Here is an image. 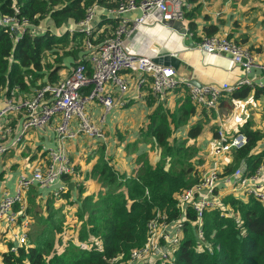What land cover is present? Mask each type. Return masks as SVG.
Wrapping results in <instances>:
<instances>
[{
	"label": "trees",
	"instance_id": "16d2710c",
	"mask_svg": "<svg viewBox=\"0 0 264 264\" xmlns=\"http://www.w3.org/2000/svg\"><path fill=\"white\" fill-rule=\"evenodd\" d=\"M116 2L0 0L1 13L15 14L19 22L28 21L17 40L5 27H0V98L15 85L29 92L32 84L39 86L38 81L41 84L53 82L58 77V69L78 62L88 36L76 29L60 32L59 28L68 20L80 21L94 3L113 7ZM187 12L186 15L191 13ZM104 16L102 14L103 18L89 36L96 35L94 43L111 34L119 23L118 18ZM46 19L57 31L44 27V31L35 32L33 27ZM189 26L194 30L193 21ZM203 28L206 34H213L217 25L209 23ZM59 44H63V52L54 49ZM46 52L57 59L43 62ZM183 90L172 107L165 98L160 100L147 90L146 101L152 109L135 139L126 142L124 148L136 152L139 143H147L148 151H137L133 158L136 166L130 176L115 168L105 144L97 141L91 153L95 156L94 162L84 176L94 177L100 189L95 194L84 193V183L78 181L77 198L68 200L75 208L73 220H67L62 208L51 202L52 198H60L62 192L50 194L43 210H39L41 191L32 186L28 200L37 216V227L31 229L28 242L15 251L0 249V264H125L131 250L143 244L146 224L155 207L168 218L179 217L178 194L201 176L200 147L194 141L212 114L211 108L190 99L186 87ZM251 90V86L243 85L229 95L242 99ZM253 94H264V87H256ZM208 129L215 138L216 125L210 124ZM238 131L245 133L248 141L232 151V162L226 164L224 174L230 173L244 157L251 171L264 155V149L255 150L264 138L263 130L252 129L244 122ZM117 133L119 137L124 135L118 130ZM151 151L158 152L156 159L149 155ZM223 203L225 207L205 211L200 236L192 224L196 214L186 207L188 215L183 221V234L170 246L169 258L152 257L148 263L141 264H264V201L250 194L231 192L223 195ZM27 211H32L30 205Z\"/></svg>",
	"mask_w": 264,
	"mask_h": 264
},
{
	"label": "built area",
	"instance_id": "2783aa9c",
	"mask_svg": "<svg viewBox=\"0 0 264 264\" xmlns=\"http://www.w3.org/2000/svg\"><path fill=\"white\" fill-rule=\"evenodd\" d=\"M190 7L189 0H117L113 7L94 3L86 9L84 18L72 25L62 26V31L78 30L88 38L80 60L74 65L64 66L62 73L53 82L46 81L33 88L31 93L24 92L15 85L0 98V134L7 138V146L0 141V154L6 147L14 148L22 143L30 131L49 128L56 142L44 147L36 163L30 165L27 173L18 174L13 191L5 192L0 198V231L4 233L6 248L15 251L21 244L28 242L32 229V219L27 211L28 190L36 186L42 190L52 189L58 195L65 188L59 183L64 175L75 173L74 163L67 153V143L83 135L107 144L105 122L107 114L113 109L128 104L125 94L128 92V73L137 71L133 98H141L148 88L158 99H164L177 87H186L191 100L206 107H215L218 98L239 89L243 85L264 87V60L259 61L249 48L235 39L219 33L203 34L196 42L199 53L212 52L227 54L233 63L240 65L245 72L258 69V78L245 75L231 83L227 80L193 84L180 76L171 65L158 64L153 56L134 53L126 46V40L140 28L147 17L163 23L168 19L183 21L185 11ZM139 9L133 18L126 12ZM104 17L119 19L111 34L94 43L96 35L89 38L95 26ZM96 20L95 24H92ZM28 21L19 22L15 14L0 12V27H5L10 36L17 40L25 30ZM35 32L44 31V27H33ZM45 80V78H42ZM41 79V82H42ZM149 86V87H148ZM146 87H148L146 89ZM29 94V95H26ZM91 105L100 107L98 116L91 117L88 111ZM8 112L19 115V128L5 125ZM216 156L200 176V179L183 189L177 197L176 207L179 217L168 218L158 207L146 224V238L142 245L134 247L125 264L148 263L150 258H169L170 246L180 240L183 234V221L187 219L186 207L196 214L192 221L197 236L202 232V217L206 210L225 207L223 195L226 193H245L264 201V155L251 170L246 158H241L230 173L224 174V161L233 150L248 141L241 131L228 132L222 126L216 129ZM223 166V168H222ZM6 243V242H5ZM211 251L212 248L209 247ZM128 261L130 263H128Z\"/></svg>",
	"mask_w": 264,
	"mask_h": 264
},
{
	"label": "crops",
	"instance_id": "0c3cea01",
	"mask_svg": "<svg viewBox=\"0 0 264 264\" xmlns=\"http://www.w3.org/2000/svg\"><path fill=\"white\" fill-rule=\"evenodd\" d=\"M202 1L203 0H189L190 7L185 12L188 11L191 13L188 15L185 14L182 21L184 27H186V32L182 33L164 23L157 22L154 17L150 16L147 17L144 24L140 26L143 32L136 31L126 40V46L134 53H143L153 57L162 51H170L181 59L180 65L178 68H175L179 75L186 77L193 84H195L194 82L200 84L220 82L224 79L233 83L245 75L252 76L256 80V78H258V69L254 68L247 73L240 65L233 63L227 54L212 52L201 54L195 48V42L205 33L203 28L204 25L212 23L217 25L216 33L231 37L247 46L257 60L263 61L264 0H222L221 3L223 5L220 6L218 11L209 13L205 10L203 14H200L197 12L196 6ZM204 2L207 3L209 1L204 0ZM233 7H235V10L232 9ZM139 12V9L131 10L126 12V16L133 18ZM211 15H213L214 18H212ZM192 21L195 24L194 30L189 28L190 22ZM65 70L67 71V69L63 67L58 69L59 76L66 72ZM122 74H128L129 76L130 88L125 94V97H127L129 101L126 106L113 109L111 111V113H113H110L107 117L105 122L107 144H104L105 151L111 156L115 168L126 176H130L136 166L135 160L133 159L134 156L137 151L146 150L148 144L139 143L136 152H128L124 147L126 142L135 139L139 128L145 125L148 112L152 109V106L148 105L146 101L147 90L141 98H133L135 81L139 73L137 71H132L130 73L122 71ZM262 80L264 82V77H262ZM148 87H146V89ZM29 89L30 92L33 90V87L29 86ZM183 89L184 87L176 88L165 96L164 100H167L170 107L175 104V99H178V97L184 93ZM255 89L256 87L254 86L249 95L242 99L233 98L229 93H225L218 98L215 107H207L211 108L209 111H212V114L211 117H208L209 120L206 122L205 128L197 138H203L205 144L208 142L203 154L209 152L211 158H209V162L205 168L213 163L216 156V146L213 151L208 145L212 139L211 133L210 135L206 133L210 124H215L216 128L222 126L225 130L232 133L238 131L244 122H248L252 129L256 128L264 131V94L255 96L253 94ZM23 91L26 92V90ZM248 101L252 102L255 108L254 112L250 114H247V109L245 110L246 104H244ZM99 110L100 107L91 105L88 111L91 113V117L95 118L98 116ZM7 124L11 128H19V115L17 113L8 112L5 125ZM117 130L124 133L123 137H119ZM10 136L12 135L9 134L7 138H4L0 134V141L7 146ZM84 138L83 135H79V137L71 139L67 143L68 156L74 163V167L77 166V171L72 175H68L67 177H64L66 176L64 175L62 177L59 183L64 184L65 188L60 198L51 199L52 204L54 206H60L65 214L66 210L63 209V207L70 205L68 204V200L76 199L78 195V189H76V193L75 191L73 192L70 186H68V181H79L81 177L79 174L80 172H83L82 177H84V173L91 168L95 159L94 154L91 153L95 151L98 145L97 140L91 139L92 143L89 147L84 148L81 152L77 148H75L77 149L76 151L72 150L71 146L73 142L76 144V147H81V141L84 140ZM261 141L259 147L255 148L256 151L264 149V138ZM55 142L54 133L49 128H46L30 131L22 143L14 148L6 147V150L0 154V198L5 192L13 191L17 175L21 172L27 173L30 165L38 161L39 155L43 153L44 147L51 146ZM8 157L11 158V162L7 161ZM22 157H24L25 163L22 165L23 167L19 169V160ZM232 158V153H230L223 165L226 166V164L232 162ZM97 184L98 188L96 190L92 188L90 191L85 190L84 193L98 191L100 189V184L98 182ZM38 189L41 191V193L38 194L39 205L43 204L45 206V201L50 198V194H53V190ZM67 191H69V196L67 195ZM28 205L31 206L29 200ZM69 220H73V217L69 218ZM2 233L3 232L0 231L1 250L6 247Z\"/></svg>",
	"mask_w": 264,
	"mask_h": 264
},
{
	"label": "rangeland",
	"instance_id": "374dc122",
	"mask_svg": "<svg viewBox=\"0 0 264 264\" xmlns=\"http://www.w3.org/2000/svg\"><path fill=\"white\" fill-rule=\"evenodd\" d=\"M207 1H209V2H204V0L201 2V3H199L197 6H196V10H197V12L198 13H200V14H203L204 12H205V10H207V12H209V13H214V12H216V11H218V9L220 8V6H222L223 4L221 3V1L222 0H207ZM226 2V1H225ZM233 10H235V7H233L232 8ZM211 17L212 18H214V16L213 15H211ZM43 23H41L40 25H41V27H48V28H50V30H52V31H57L56 30V28H54L53 26H51V22L50 21H47V19L46 20H43L42 21ZM66 23V22H65ZM96 23V20L92 23V24H95ZM73 24V22L71 21V20H68L67 21V23L65 24V26H68V25H72ZM50 26V27H49ZM58 31H62V27L61 28H59V30ZM73 48V47H72ZM54 49H57L59 52H63L64 51V49H63V44H59L58 46H56V47H54ZM65 50H67V48L65 47ZM55 57H56V54H55ZM54 58V55H51V53L50 52H46V54H45V56H44V58H43V62H51V60L50 59H53ZM54 59H57V58H54ZM31 74V76H32V73H30ZM58 77H59V74H58ZM33 85V86H32ZM31 86L33 87V88H35L36 87V85L35 84H32ZM27 92V91H26ZM28 93H31V92H28ZM244 104H246V106H245V110L247 109V114H250L251 112H254V110H255V108H254V105L252 104V102H246V103H244ZM114 111H117V110H114ZM110 113L111 112H109L108 114H107V117L110 115ZM113 113V112H112ZM111 113V114H112ZM206 133H207V135H210V131H209V129H207L206 130ZM85 137V136H84ZM214 139L215 138H212L210 141V143L208 144L209 145V148L210 149H212L213 151H214V149H215V146H216V142L214 141ZM92 143V140H91V138H88V137H85L84 138V140H82L81 141V147L80 146H77L76 147V144L73 142V145L71 146V148H72V150H74V151H76L77 149L78 150H80V152L81 151H83V149L84 148H88L89 147V145ZM197 143V147H200V146H202V147H200V153L201 154H199V156L198 157H200L201 159H202V162L200 163V165H199V168H200V170H199V172L201 173V175L203 174V172L205 171V169L207 168H205V166L208 164V162H209V158H211V155L209 154V152L208 153H205V154H203V152H204V150L206 149V147H207V143L205 144L204 143V141H203V138H199V139H197L196 141H194V144H196ZM75 148H77V149H75ZM148 149V148H147ZM146 149V151H148ZM40 152V151H39ZM85 152V151H84ZM149 155L152 157V159L154 158V159H156L157 158V155H158V152H156V151H151V152H149ZM8 156V155H7ZM78 156V155H77ZM7 161L8 162H11V158L10 157H8V159H7ZM19 163H20V165H19V169H21L23 166V164L25 163V160H24V157H22V158H20V160H19ZM236 166V165H235ZM234 166V167H235ZM20 174V173H19ZM80 174V179H79V181H82L83 183H84V188L86 189V190H91L92 188L93 189H97L98 188V184H97V182H96V179L94 178V177H92V178H85V176L84 177H82L83 176V172H80L79 173ZM18 176V175H17ZM68 186H70V189L71 190H73V192L75 191V193H76V189H78V185H77V183H78V181H74V182H69L68 181ZM95 187V188H94ZM97 191H93V192H90V193H96ZM55 204V203H54ZM31 207V212H29V215H30V217H31V219H32V230H34L36 227H37V216L36 215H34V209L32 208V206H30ZM43 207H44V205L42 204V205H39V210H42L43 209ZM37 209H38V206H37ZM63 209H65L66 210V218H68V220H69V218H71V217H73V213H74V206H70V205H68V206H65V207H63ZM73 234H74V232H72ZM4 242H6V244H7V241H4ZM128 263H130L129 261H128Z\"/></svg>",
	"mask_w": 264,
	"mask_h": 264
},
{
	"label": "water",
	"instance_id": "95a60500",
	"mask_svg": "<svg viewBox=\"0 0 264 264\" xmlns=\"http://www.w3.org/2000/svg\"><path fill=\"white\" fill-rule=\"evenodd\" d=\"M163 23L169 27H172L176 30H179L180 32L184 33L186 32V27H184L183 23L181 20L178 19H168L163 21ZM153 61L158 63V64H163V65H171L174 68H178V66L181 63V59L178 58L175 54L171 53L170 51H162L156 56L153 57ZM194 82V81H193ZM195 84L199 85L200 83Z\"/></svg>",
	"mask_w": 264,
	"mask_h": 264
},
{
	"label": "clouds",
	"instance_id": "9594fccd",
	"mask_svg": "<svg viewBox=\"0 0 264 264\" xmlns=\"http://www.w3.org/2000/svg\"><path fill=\"white\" fill-rule=\"evenodd\" d=\"M28 193H29V190H28ZM27 202H28V194H27ZM28 207H29V205H28ZM6 246H7V244H6ZM4 250H8V249L5 247Z\"/></svg>",
	"mask_w": 264,
	"mask_h": 264
}]
</instances>
